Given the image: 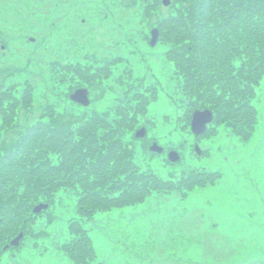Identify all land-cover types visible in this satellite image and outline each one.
I'll return each mask as SVG.
<instances>
[{"label":"rangeland","instance_id":"1","mask_svg":"<svg viewBox=\"0 0 264 264\" xmlns=\"http://www.w3.org/2000/svg\"><path fill=\"white\" fill-rule=\"evenodd\" d=\"M101 1L45 0V12L28 11L32 16L26 9L2 8V18L9 23L0 25V70L7 77L6 86L17 95L25 81H30L34 100L27 113L23 108L15 110L7 126L15 123L19 127L31 114L43 113L45 98L60 111L102 113L123 98L125 91H134L144 97L143 104H139L137 122L122 137L140 170L173 182L191 168L216 171L219 177L186 195L174 188L158 190L142 202L99 210L88 219L78 216L74 189L60 188L52 204L34 216L32 233L17 247L4 251L0 264H73L59 244L70 238L68 224L77 219L95 249L91 264H249L264 260V76L255 87L252 103L257 119L248 140L241 141L223 123H211L209 131L193 136L182 114L184 97L175 89L173 64L164 54L168 47L162 41L148 45L149 30L156 26L148 21L155 18L139 12L135 17L132 12L137 7L125 12L126 18H119L117 10L113 15L97 16ZM47 58L89 68L86 71L91 73L102 68L86 83V108L68 97V92L82 86L77 85L80 78L68 72L65 75L72 76L68 84L57 68L52 72L43 63ZM58 69L67 73L63 67ZM51 75L56 78L54 84ZM141 125L146 131L135 137ZM15 128L1 136L15 138L19 130ZM153 141L164 151L148 150ZM195 143L200 148L198 155ZM169 149L178 151L176 161L168 160Z\"/></svg>","mask_w":264,"mask_h":264},{"label":"trees","instance_id":"2","mask_svg":"<svg viewBox=\"0 0 264 264\" xmlns=\"http://www.w3.org/2000/svg\"><path fill=\"white\" fill-rule=\"evenodd\" d=\"M128 1L130 5L124 3ZM128 1H101L96 15H113L117 10L122 18L137 7L132 12L135 17L139 12L155 18L148 22L156 25L158 41L168 47L164 54L176 73L175 89L184 97L185 122L194 108L209 107L213 117L206 132L209 124L223 123L241 141L248 140L257 119L252 99L264 76V0H169L167 5L160 0ZM5 7L17 12L26 9L31 16L47 8L45 0H0L1 26L9 23L1 14ZM43 63L52 72L57 68L68 84L72 76L65 74L77 75L82 79L77 85L87 86L94 73L102 71L97 67L91 73L86 71L89 68L62 65L49 58ZM55 79L51 75L50 82L54 84ZM28 82L17 95L6 86L7 77L0 70V255L13 247L3 246L17 232L23 231V239L32 233L31 222L37 214L32 206L42 201L52 204L60 188L74 189L78 216L88 219L99 210L142 202L158 190L174 188L186 195L219 177L216 171L191 168L173 182L140 170L131 146L122 137L137 122L139 104H143L144 97L134 91H125L123 98L102 113L60 111L45 98L43 113L31 114L24 125L16 127L15 138L5 139L1 133L16 126H7L10 115L22 108L27 113L33 104V87ZM68 232L70 238L59 244L61 250L73 264H91L96 254L87 229L77 219L70 221ZM249 264H264V260Z\"/></svg>","mask_w":264,"mask_h":264},{"label":"water","instance_id":"3","mask_svg":"<svg viewBox=\"0 0 264 264\" xmlns=\"http://www.w3.org/2000/svg\"><path fill=\"white\" fill-rule=\"evenodd\" d=\"M161 2H163V4L167 5L169 4V0H161ZM158 30L157 28H152L150 30V39H149V43L150 44H154L158 38ZM69 97L81 104H87L89 102V97L87 96V89L86 87H78L76 89H74L70 94ZM191 118H190V127L192 132L194 133V135H198L199 133H202L207 125L206 123H208L211 118H212V113L211 110L209 108H197L194 109L191 112ZM145 132V127L141 126L139 127L136 131H135V136L137 137H141V135H143ZM195 151L197 153L200 152V148L197 147V145H194ZM150 150H155L157 152H161L163 149L162 147L156 143V141H153L150 146H149ZM168 158L169 160L175 161L178 158V152L177 150L171 149L168 151ZM47 203L46 202H39L37 204H35L32 207V210L34 212H39L42 208L46 207ZM22 236V232H18L16 234V236H14L13 238L10 239V243L13 245H16L19 241V239H21Z\"/></svg>","mask_w":264,"mask_h":264}]
</instances>
